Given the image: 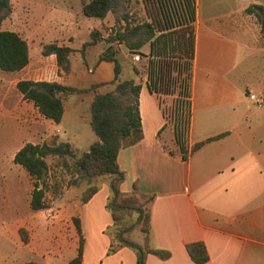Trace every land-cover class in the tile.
<instances>
[{"label":"crops","instance_id":"crops-1","mask_svg":"<svg viewBox=\"0 0 264 264\" xmlns=\"http://www.w3.org/2000/svg\"><path fill=\"white\" fill-rule=\"evenodd\" d=\"M82 5L81 0V13ZM251 6L264 7V0H196L187 160L182 157L158 97L150 92L143 77L139 96L143 138L120 150L118 166L125 174L122 195L128 196L136 189L140 196L150 199L151 248L170 252L168 259L150 254L146 264H195L186 246L196 242L206 246L210 257L206 264H264V107L259 109L249 99L250 94L264 96V35L256 15L246 12ZM33 32L39 40V51L32 53L30 48L28 66L10 72L16 79V90L22 80L56 82L80 90L114 80V63L101 61L100 57L96 75L90 69L87 75L70 67L64 70L56 55L43 54L45 41L39 29ZM109 65L113 68L110 74L104 69ZM235 75L239 76L237 81ZM52 77L57 80L52 81ZM137 79L135 75L129 80ZM4 88L0 87L3 92ZM102 91L101 86L95 92L67 96L61 122L90 126L92 103ZM18 95L23 98L20 92ZM3 111L0 106V117L5 116ZM18 113L22 122L32 123L37 113L47 126H57L36 107L34 111L19 108ZM217 136L221 138L192 152L194 145ZM72 139L76 146H71L79 157V151L89 152L98 141L91 131H86L81 142L78 134ZM110 195L107 183L88 203H72L65 227L58 220L51 224L63 241L58 254L73 252L69 260L50 258L40 250L30 261L65 264L74 259L79 236L72 220L79 217L85 238V264H137L136 251L128 247L108 255L111 237L107 230L113 225L107 208ZM137 241L134 243L143 246L142 235Z\"/></svg>","mask_w":264,"mask_h":264},{"label":"trees","instance_id":"trees-1","mask_svg":"<svg viewBox=\"0 0 264 264\" xmlns=\"http://www.w3.org/2000/svg\"><path fill=\"white\" fill-rule=\"evenodd\" d=\"M8 0H1L2 6ZM149 21L130 29L128 26L110 43L118 41L124 44L132 54H140L148 58L147 66L141 71L133 66L134 74L140 78V83L134 80H121L122 65L117 53L112 47L106 49L100 56L101 61L112 62L115 65V78L111 83L93 86L89 90L67 87L56 82L22 80L17 83V90L27 101L33 102L40 114L56 124L62 121L64 114V99L74 93L96 91L91 106L92 119L90 126L98 138L89 152L76 159L74 170L79 178L85 179L87 190L81 197V203H88L99 191L93 184L95 179L107 177L112 201L107 204L111 213L113 225L107 231L111 237L108 255L118 252L124 247L137 253V264H146L148 255L168 259L170 252L151 248L150 211L146 213L141 206L131 205L121 200V184L125 174L118 166V154L126 146L138 143L143 138L142 121L139 109V96L143 77L150 92L156 94L162 106L163 96H171L179 90L177 102V125L174 129L175 140L182 152L184 160L188 158L186 148L191 125V85L195 59L197 17L196 0H144ZM112 10V0H90L83 2L82 13L88 18L105 19ZM246 12L255 14L262 26L264 35V7L251 6ZM132 37L142 39L133 41ZM95 41V39H94ZM148 45V54L142 49ZM68 47L50 44L45 47L44 55H56L58 65L69 70ZM30 62V47L28 42L17 32L0 28V70L3 72H19ZM123 99L127 100L124 101ZM164 116L168 117L164 110ZM221 138L207 139L194 145L196 152L205 144ZM69 143L53 142L51 144L26 143L14 156L13 162L26 170L32 180L30 207L34 211L46 208L45 188L42 180L46 174L48 157L76 158ZM132 193H137L136 189ZM134 216H137L136 218ZM134 218V219H133ZM74 226L79 236L77 256L65 264H85L83 262L85 238L81 219L73 218ZM139 230L143 237V246L129 239V234ZM187 252L195 264H206L210 257L203 242L191 243L186 246ZM26 264H34L28 262Z\"/></svg>","mask_w":264,"mask_h":264},{"label":"rangeland","instance_id":"rangeland-1","mask_svg":"<svg viewBox=\"0 0 264 264\" xmlns=\"http://www.w3.org/2000/svg\"><path fill=\"white\" fill-rule=\"evenodd\" d=\"M88 1L90 0H82ZM80 6L81 0H8L6 6L0 4V28L17 32L28 42L32 53L39 51V40L33 35V31L39 29L45 41L44 50L50 44L69 46L71 52L69 56L76 55L74 56L76 58H68L69 67L86 75L88 69L95 72V75L99 73V57L109 47L117 53L122 65L120 76L122 81L135 77L134 65L143 71L148 63L147 57L142 56L136 62L135 54H132L124 44L110 41L116 38L118 33H122L126 26L132 29L149 21L144 0H112V10L102 20L84 16ZM37 23L41 26H37ZM132 38L133 41L142 39ZM148 50V45L142 49L145 54H148ZM104 69L110 74L113 68L109 65ZM12 75L14 74L0 70V87H5L4 92L0 89V106L5 110L1 112L5 116L0 117V264L31 262L30 260L36 259V254L40 253V250L41 254L50 258L67 261L73 252L58 254L63 241L51 224L55 225L58 220L65 227L69 222L67 220L72 203L82 205L81 197L88 186L85 179L79 178L74 170L75 161L79 156L46 159L48 168L42 180L46 208L41 211L31 209L32 180L24 168L14 164L12 156L25 143L51 144L60 141L76 146L72 139L74 136L78 134L81 142L86 136V131L91 133L93 131L84 123L71 124L69 120H65L55 126L60 133H54L55 129L47 126L37 113L34 114L32 123L22 122V116L18 113L19 108L34 111L35 106L33 104L30 106L29 102L18 95L19 92L14 86L16 79L12 78ZM244 77L253 79L254 76ZM234 78L237 81L239 76L235 75ZM137 82H140V78ZM254 90L258 91L256 88ZM178 92L179 90L174 95L162 98V107L166 111L173 133L177 125ZM79 154L82 156L84 153L79 151ZM109 181L107 177H100L95 179L93 184L102 191L104 185L107 183L109 185ZM112 199V195L108 196L107 202H111ZM121 200L141 206L146 213L149 210L150 199H145L138 193L123 196ZM141 235L140 231L136 230L128 237L138 242Z\"/></svg>","mask_w":264,"mask_h":264},{"label":"built area","instance_id":"built-area-1","mask_svg":"<svg viewBox=\"0 0 264 264\" xmlns=\"http://www.w3.org/2000/svg\"><path fill=\"white\" fill-rule=\"evenodd\" d=\"M140 59H141V55L140 54H135L134 55V60L136 62H138ZM56 80L57 79H55V77H52V81H56ZM249 99L251 101H253L259 109L264 107V96H262V95L258 96V95H255V94H250L249 95ZM59 132L60 131L57 130V133H59Z\"/></svg>","mask_w":264,"mask_h":264}]
</instances>
